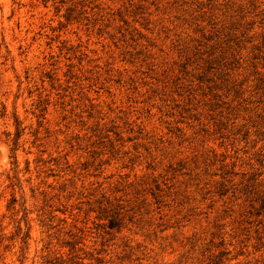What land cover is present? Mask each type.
Listing matches in <instances>:
<instances>
[{"label":"rangeland","instance_id":"1","mask_svg":"<svg viewBox=\"0 0 264 264\" xmlns=\"http://www.w3.org/2000/svg\"><path fill=\"white\" fill-rule=\"evenodd\" d=\"M0 264H264V0H0Z\"/></svg>","mask_w":264,"mask_h":264}]
</instances>
